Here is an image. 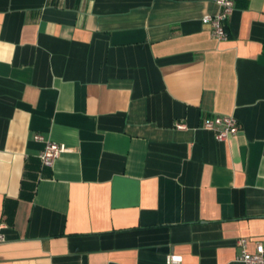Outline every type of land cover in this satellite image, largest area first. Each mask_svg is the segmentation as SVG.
Wrapping results in <instances>:
<instances>
[{"label": "crops", "instance_id": "1", "mask_svg": "<svg viewBox=\"0 0 264 264\" xmlns=\"http://www.w3.org/2000/svg\"><path fill=\"white\" fill-rule=\"evenodd\" d=\"M233 1L218 40L215 0H0V264L264 245V0ZM214 115L239 131L218 141Z\"/></svg>", "mask_w": 264, "mask_h": 264}, {"label": "built area", "instance_id": "2", "mask_svg": "<svg viewBox=\"0 0 264 264\" xmlns=\"http://www.w3.org/2000/svg\"><path fill=\"white\" fill-rule=\"evenodd\" d=\"M219 10L214 15H206L202 18V22L209 26L212 37L218 40H225L228 36L225 23L232 14L234 9L233 0H215ZM204 129L214 132L215 138L218 141L225 140L229 135H234L239 131V124L234 116L230 115H214L206 117L201 125ZM177 129H183L185 125L181 122H176ZM35 139H42L40 135H36ZM65 150L64 145L47 142L38 157L43 166H52L55 159ZM4 240L0 233V242ZM247 239L240 237L236 240L238 247L237 261L241 264H264V245L256 243L253 251L247 248ZM165 264H184L182 255L178 253H169L165 257Z\"/></svg>", "mask_w": 264, "mask_h": 264}]
</instances>
